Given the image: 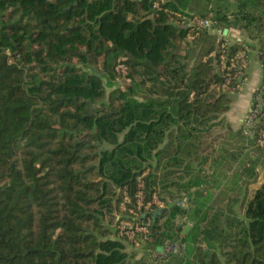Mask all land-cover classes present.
<instances>
[{
  "label": "trees",
  "instance_id": "trees-1",
  "mask_svg": "<svg viewBox=\"0 0 264 264\" xmlns=\"http://www.w3.org/2000/svg\"><path fill=\"white\" fill-rule=\"evenodd\" d=\"M194 17L245 32L264 62V0H0V264H127L129 245L103 227L109 186L117 207L124 192L127 208L138 192L164 203L143 213L139 264L166 240L184 250L159 264H264V116L249 136L227 122L231 140L210 149L199 127L247 77L246 54L225 85L221 45L226 64L250 45L183 24ZM181 189L185 207L173 203Z\"/></svg>",
  "mask_w": 264,
  "mask_h": 264
},
{
  "label": "built area",
  "instance_id": "built-area-1",
  "mask_svg": "<svg viewBox=\"0 0 264 264\" xmlns=\"http://www.w3.org/2000/svg\"><path fill=\"white\" fill-rule=\"evenodd\" d=\"M192 25L195 27L196 30L199 28L203 29H213L216 31V34L220 35V37H225L222 34V31L216 27L214 21L209 19H200V18H192L191 19ZM215 26V28H213ZM227 42V40H225ZM238 39L237 42H239ZM225 47V43L221 45V55L219 57V63L216 68V71L219 73H223L224 75V83L225 85L229 84L230 80L234 77H237L238 71L245 68L246 66V54L247 48L243 51L235 53L230 59L229 64H226V54L223 51ZM120 69V70H118ZM117 71H124L125 67L122 65L117 66ZM264 92V62L261 64V83L259 87L256 89L255 94L251 97V103L248 108V111L245 117L240 122V127L242 130L243 136L251 135V130L257 125L260 119L264 116V105L261 99V93ZM257 142L259 145L264 144V129L258 132V140ZM126 192H124L125 200H127L128 204L129 200L127 199ZM136 206L134 208H126L125 210L130 214L128 220L118 221V225L115 226V233L116 237L122 238L126 240L127 243L131 245V247L135 246L137 249L140 248L142 245H146L151 240L150 235V228H151V218L147 214H143L146 212H153L154 208H163L164 203L160 202L156 199L155 195L152 196V201L148 202L147 204L143 205V195L142 192H138L136 194ZM180 206V205H178ZM182 207V206H181ZM142 211V212H141ZM130 247V246H129ZM130 247V248H131ZM158 249H161L160 251ZM182 251L184 250V246L180 248ZM179 245L177 242H170L169 240L164 241L161 247L157 249H148L149 255V264H159L165 260L168 254L171 253H178L179 252Z\"/></svg>",
  "mask_w": 264,
  "mask_h": 264
},
{
  "label": "rangeland",
  "instance_id": "rangeland-1",
  "mask_svg": "<svg viewBox=\"0 0 264 264\" xmlns=\"http://www.w3.org/2000/svg\"><path fill=\"white\" fill-rule=\"evenodd\" d=\"M183 24H186L187 26L192 25L191 19L187 21L184 20ZM208 32L214 35H217L220 39V35L216 34V31H214L213 29H209ZM238 39H245L250 45L247 47V55H248V62H249L248 64H251L253 60H256L255 52L254 50L251 49L253 41L248 39L245 32H241L240 35L236 32H229L226 37V40L229 44H232L238 41ZM192 65L193 64L191 62L189 61L186 62V70L188 72H190ZM117 73L120 76L118 77V80L115 85L119 87L125 86L126 83H128V80H126L125 78V75L127 74V70L125 69L124 71H117ZM245 88H246L245 85H242V84L239 85L238 91L232 96V104L230 105V107L231 106L232 107L227 111L228 113L226 112L225 114L217 117L216 120H213V122L209 121V122L202 123V125L200 126L198 125L200 128H209L211 130L209 135H207V137L205 138L206 140L203 142V148L206 146H208V149L212 147H218L220 143L222 145H225V143L227 144L231 140V138H229V132L227 131V120H226L227 117L232 122V124L235 126V128L236 127L237 129L240 128V125L238 126L237 124V115L239 114V112H241L242 109L240 107H237L236 102L239 100V97L243 93V91L246 90ZM155 89L159 90L158 88H155ZM241 116H243V114ZM198 126L196 125V127ZM217 136H219V138L214 141L215 137ZM121 139H122V135H119L118 141H120ZM101 142H102L101 145L103 147L105 148L111 147L108 142L106 141H101ZM255 173H256L255 176L253 175L252 178L248 179L247 181L248 184L243 185L242 194L241 196H239L240 199H239L238 205L236 206V214L237 216L241 218L243 217L244 210H245L248 200H250L252 197V193L254 192V190H256L259 187L260 183L263 180V171L261 168H257L255 170ZM183 192L184 190L182 189L177 190L176 192L177 196L180 197L181 195L182 197L183 195V197L181 199L178 197L179 199L177 198V201L173 203L176 205L185 207L188 204V199L186 196H184L185 194H182ZM118 197H119V192L116 189V187L109 186L106 198L110 202L107 203L104 206V208H101V211L103 213V227L107 231L106 233L107 236L113 235V232L111 231L113 229L112 227L115 228V226L118 225V221L128 220V218L130 217V214L125 210L128 204L125 198L119 204V207L116 206V199ZM106 209H109V212ZM188 224L190 225V223ZM127 244L131 247L129 243ZM129 246L127 250H125V252L127 253V264H137V263L139 264V262L142 260V257L146 255L144 250L146 249L147 246L142 245L140 247L142 249H137L136 246L135 248L134 247L130 248Z\"/></svg>",
  "mask_w": 264,
  "mask_h": 264
},
{
  "label": "crops",
  "instance_id": "crops-1",
  "mask_svg": "<svg viewBox=\"0 0 264 264\" xmlns=\"http://www.w3.org/2000/svg\"><path fill=\"white\" fill-rule=\"evenodd\" d=\"M246 70H247L246 71L247 77L242 83V85H245L246 90L243 91V93L239 97V100L236 102L237 107H240L242 109L241 112H239V114L237 115L238 126L240 125V122L245 117V115L248 111V108H249L250 103H251V97H252L253 92L259 87V85L261 83V64H260V62H258V60H253L251 62V64H248V67ZM242 114H243V116H241ZM226 120L231 125V127L233 129H237V127L235 128V126L228 119V117L226 118Z\"/></svg>",
  "mask_w": 264,
  "mask_h": 264
},
{
  "label": "water",
  "instance_id": "water-1",
  "mask_svg": "<svg viewBox=\"0 0 264 264\" xmlns=\"http://www.w3.org/2000/svg\"><path fill=\"white\" fill-rule=\"evenodd\" d=\"M227 32H228V30L227 29H224L223 31H222V34L225 36L226 34H227ZM163 211H166V209H164ZM159 251L161 250V249H158Z\"/></svg>",
  "mask_w": 264,
  "mask_h": 264
}]
</instances>
